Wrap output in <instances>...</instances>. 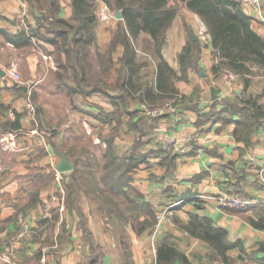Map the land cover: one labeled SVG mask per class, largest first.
Masks as SVG:
<instances>
[{"label": "crops", "instance_id": "crops-1", "mask_svg": "<svg viewBox=\"0 0 264 264\" xmlns=\"http://www.w3.org/2000/svg\"><path fill=\"white\" fill-rule=\"evenodd\" d=\"M58 2V14L69 17L70 0ZM37 15L38 8L29 0H0V69L4 70L0 74V105L7 115L10 109L25 111L31 91L42 97L71 94L72 104L84 97L82 92L67 93L61 85L57 71L63 70L59 66L64 57L57 56L52 45L36 38L31 44L14 46L4 39L1 30L14 34L22 27L27 28L26 24L33 28ZM177 16L175 30L179 37L175 41L167 39L168 43L162 47L164 58L175 68L186 31L199 40L200 29L208 34L196 14L184 9ZM252 26L262 34L263 24L253 21ZM94 31L98 38V28ZM208 41L209 34L205 44L200 40L202 51L197 70H188L187 80L177 82L186 104L165 109L155 119L154 141L141 148L143 152L168 149L176 155L172 177L165 175L160 157L152 156L135 171L131 182L155 212L166 208L174 213L157 230L152 227L150 231L137 233L126 226L124 235L131 251L129 264H264V229L250 224L238 211L226 210L238 207H222L217 201L218 196L230 192L238 182L248 192L245 199L254 200L250 205L264 201V116L246 140L237 139L232 132L238 115L224 112L226 119L211 116L221 107L222 99L240 91L235 75L212 73L214 59ZM10 67L19 72V82L6 74ZM97 67L94 60L92 68ZM98 97V92L87 94L94 104L90 105L92 109L84 108L91 113H97L98 106L111 110V103ZM131 107L147 114L143 104L134 103ZM64 108L79 118L77 109ZM8 116L14 117L12 111ZM85 120L91 130L101 124L93 117ZM35 121L29 112L20 119L21 134L8 132L10 137H0V264H88L91 255L99 250L100 264H125L118 241L120 232L115 228L112 231L105 223L107 219L97 209L92 191L87 196L82 186L66 183L72 168L67 171L56 168L64 155L59 149H66L64 139L70 136L67 129L57 130L58 135L42 136ZM24 132L34 135H23ZM96 134L92 133L91 138L97 140ZM134 138L133 133L127 132L117 137L125 139V146ZM247 209L246 216L251 215L252 210ZM191 213L208 219L214 228L225 229L226 241L231 246L219 248V253L210 240L194 234L198 228L188 225ZM83 222L90 241L84 238ZM164 240L183 255L182 260L157 252V245Z\"/></svg>", "mask_w": 264, "mask_h": 264}, {"label": "trees", "instance_id": "trees-1", "mask_svg": "<svg viewBox=\"0 0 264 264\" xmlns=\"http://www.w3.org/2000/svg\"><path fill=\"white\" fill-rule=\"evenodd\" d=\"M97 1L70 0L71 14L69 17H62L58 14V0H29L30 4L39 11V15L36 16V26L32 28L26 24L27 28L22 27L14 34L1 31L4 39L14 46L31 44L36 38L49 43L54 47L57 56L63 54L64 62L59 66L63 71L57 72L69 93L98 92L111 103L112 109L107 112L98 106L97 113H90L95 119L110 126L105 128L106 136L98 134L100 141L105 145L99 155H94L91 149L85 146H82L80 153L76 154L75 142L66 146L64 151L59 150L69 157L73 166L66 183L82 186L87 196L92 191L97 209L107 219L105 223L110 225L112 231L113 228L119 230V247L123 249L121 257L125 264H129L131 251L127 248L128 242L124 235L126 226L132 231L141 233L146 229L150 231L156 221L151 203L131 185L132 175L141 164H147L149 157L159 156L161 164L165 166V175L172 177L176 158V155L168 149L164 151L151 149L148 152L141 150L142 146L152 140L155 119L164 111L148 117L135 114L137 109H132L131 105L140 103L148 110H154L161 105L153 106L154 104L176 97L181 98V103L178 104H186L185 96L179 91L177 82L187 80L188 70H197L202 51L198 37L187 30L186 40L176 57L178 67H172L164 58L162 47L166 42L167 29L179 14L178 3H181L184 9L196 14L206 26L209 34L208 43L214 59L210 68L212 73L217 76L220 73L230 72L240 79L245 89L256 71L264 68V37L253 28V20L242 8L240 0H99L114 13L120 10L121 18L116 21L106 51L97 53L96 61L100 70L98 75H101L97 76L96 82L86 89L89 79L94 77L87 71L94 67L95 56L92 48L96 42L94 29L98 18ZM116 51L119 53L114 56ZM142 53L153 58L151 80L147 78L146 72L141 73L146 66L142 61ZM113 78V85L118 90L115 94L102 89L106 81ZM35 98V92L31 91L30 101ZM120 104L123 105V111L119 109ZM220 104L221 107L213 111L211 116L226 119L224 112L238 115L239 118L232 130L237 139L246 140L264 116L261 105L251 96L238 97L236 93L230 98L222 99ZM33 108H25L22 112L10 109L14 117H9L6 109L1 108L0 132L21 134L20 119L29 112L33 115L34 105ZM35 120L38 121L36 117ZM40 125L37 124L38 128ZM148 129L151 130L148 132ZM124 132L133 133L135 138L128 145L130 146L128 149L119 151L115 139ZM247 208L252 210L251 215L246 216ZM227 209L238 211L250 224L264 229V201ZM190 216L188 225L198 228V232L190 229L191 232L210 240L216 251L221 253L220 249L231 246L226 241L225 229L214 228L208 219L200 218L197 214L191 213ZM84 226L83 222L82 230ZM84 231H86L84 238L90 241L86 227ZM203 234L208 236L204 237ZM157 252L169 258L170 256L180 260L183 258L180 252L170 247L167 240L157 245ZM101 256L102 251L99 250L91 255L88 264H100Z\"/></svg>", "mask_w": 264, "mask_h": 264}, {"label": "rangeland", "instance_id": "rangeland-1", "mask_svg": "<svg viewBox=\"0 0 264 264\" xmlns=\"http://www.w3.org/2000/svg\"><path fill=\"white\" fill-rule=\"evenodd\" d=\"M240 3H241V0H240ZM98 4H99V0L97 1L96 9L98 8ZM241 6H242V4H241ZM178 8H179L178 9V13H179L178 15H181V13L184 12V7L181 3H178ZM242 8H243V6H242ZM109 12H110V18L108 20L104 21V20H99L97 18V24L95 26V29L98 28L100 38L99 37L96 38V42L94 43L95 46H93V54L95 56V61L97 60V53L98 52H105L106 51L108 41L111 37V32L116 27L117 18H115V13L110 8H109ZM178 18H179V16L175 17V20L172 22V24L168 28V30L166 32V40L170 39V40L175 41L179 37V33H177V31L175 30V28L177 26ZM254 22H257V21L254 20ZM258 23L260 25H262L260 22H258ZM107 35H109L108 38H106ZM166 43H168V41ZM202 44H205V43H202ZM116 52H114V56H116V54H117ZM141 55H142V61L146 64L144 70H141V73L146 72L148 75V77L147 76L146 77L149 80H151L150 78H151V73L153 72V63H154L153 58H152V56H150L148 54L142 53ZM10 68H13V67H10ZM10 68H8V69H10ZM98 72H100L98 67L93 72L91 71V69L89 71H87L88 74H90L91 76H94V77L91 80L89 79V85L85 86L86 89L90 85L94 84V82H96L95 80H96L97 76L99 77L101 75V74L98 75ZM113 73H115V72H113ZM112 77H115V76H112ZM236 79H237L238 85H239L238 90L240 91V94H238V93L237 94L241 95L242 97H245V98L251 96L252 98L256 99L257 103L261 105V107H260L261 112L264 114V68L258 69L256 71V74L250 78V83L246 89L241 84L242 82L240 81V79L238 77H236ZM68 83H70V82L68 81ZM113 83H114V78L111 80H107L106 83L103 85L102 89L104 91H107V92H110L113 94L118 93V90L115 89ZM87 84H88V82H87ZM61 85H64V84L61 82ZM65 88H66V92L69 93L66 86H65ZM35 93H36V98L34 100H31L33 103H31V101H30V103L33 104L35 107V111L33 113V116L38 119V121H36V122L38 124H41L40 125L41 130L40 129L39 130H40L42 136L43 135L46 136L49 133L50 134L56 133V135H58L59 132L57 130H59V131L63 130L66 132V129H67V132L70 136L65 138L64 141H65V143L68 144L67 146H70L73 142H75L77 144L76 154L80 153V149L82 146H85V147L91 149V152L94 155L100 154V150L105 145H104V142L100 141V139H99L100 136L98 137V134L99 135L102 134V135L106 136L105 128L110 127V126H107V124H103L101 122V120H98L101 124L98 127H93L92 130L90 129L89 122L85 119L87 117H93L94 118V116H92L90 114L91 112L86 110L84 107L86 106L88 109H92L93 107H91L90 105L94 104V102L92 100H90L89 98L87 99V94L82 95L85 97H82L81 101L77 100L76 102H74L72 104V100H71L72 97H70L69 95L64 96V95H59L57 93V94H55V96H52V97H46V96L42 97V94L38 95V92H35ZM104 93H106V92H104ZM89 97H90V95H89ZM99 97L107 100V98L101 96V94L99 95ZM99 97H98V99H99ZM178 102L181 103V98L176 97V99L174 98V99L166 100V101L154 104L153 106L161 104L157 108L161 111H164L167 108L175 107L176 104L179 105ZM64 107H69L71 109L72 108L77 109L76 113L78 115H80L79 118L77 119V116L74 113H72L71 111L67 112V110H65ZM99 107H101L104 111H106L102 106H99ZM1 108L2 107L0 105V111H1ZM39 108L40 109L42 108V110H39ZM69 108H67V109H69ZM149 108H150V106H149ZM154 108H156V107H154ZM119 109L121 111H123V105L122 104L119 105ZM145 109L147 110V114L141 113L140 110H136L135 114L145 115V116L149 117V115H151L153 109H151V110H148L147 108H145ZM10 111H8V115H9ZM149 123L150 122H147V124H149ZM28 130H29V127H28ZM150 130L151 129H148V132ZM29 132H24L23 135H27V136L34 135V134H29ZM96 132H97L96 137L98 138L97 140H95L94 137L91 138V134L96 133ZM82 134H83V136H82ZM122 134H124V133H122ZM80 135L82 137H78ZM0 137H10V133H8V132L1 133L0 132ZM79 138H80V140H79ZM151 138H152L151 141H154V138H155L154 133H152ZM140 139H141V137H140ZM128 140H130V139H127V141ZM115 142L117 144L119 151H123L124 149H128L130 147V146H128L130 143L127 144V146H125V143H124L125 139H122V140L115 139ZM149 150H151V149H149ZM149 150H147L146 152H148ZM230 190H231L230 192H232V194L238 195V197H240L241 199L243 198V196H246L248 194V192L245 191L244 188H242V184H240L239 182H238V186H235ZM244 200H246V199H244ZM246 205H248V204H246ZM246 205H238V207H243ZM230 207H234V206H230ZM173 213L174 212H170V209H166V208L159 209V211L155 212L156 221L154 223L153 230H157L160 227L162 221L164 219H166L167 217H169L170 214L173 215ZM157 216H160V219H158ZM115 230H116V232H119L118 229H115Z\"/></svg>", "mask_w": 264, "mask_h": 264}, {"label": "built area", "instance_id": "built-area-1", "mask_svg": "<svg viewBox=\"0 0 264 264\" xmlns=\"http://www.w3.org/2000/svg\"><path fill=\"white\" fill-rule=\"evenodd\" d=\"M264 0H241V4L244 10L251 16L252 20L260 22L264 25ZM97 17L100 20H108L110 18V12L108 6L100 1L99 6L97 9ZM198 36L202 43H206L208 40V34L204 30L198 31ZM262 36L264 37V28L262 31ZM230 75L232 73L228 72ZM6 74L12 77L15 81L19 82L21 80V76L19 72L15 68L6 69ZM28 108L33 109V106L28 103ZM162 112L159 109H154L153 113ZM245 198H240L232 193H222L220 196L217 197V201L222 207H238V205H246L254 200H244ZM160 219V216H157Z\"/></svg>", "mask_w": 264, "mask_h": 264}, {"label": "water", "instance_id": "water-1", "mask_svg": "<svg viewBox=\"0 0 264 264\" xmlns=\"http://www.w3.org/2000/svg\"><path fill=\"white\" fill-rule=\"evenodd\" d=\"M115 18L120 19L121 18V12L120 10H117L115 13ZM202 73V71L200 72ZM0 74H4V70L0 69ZM24 89H26V86H22ZM72 164L68 161V159L66 158V156H64L63 154L61 155V158L59 160V162L56 165V168L59 171H67L70 170L72 168Z\"/></svg>", "mask_w": 264, "mask_h": 264}]
</instances>
